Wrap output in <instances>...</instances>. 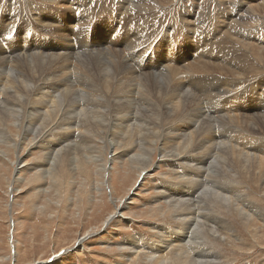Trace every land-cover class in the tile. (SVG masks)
<instances>
[{"label":"bare ground","instance_id":"1","mask_svg":"<svg viewBox=\"0 0 264 264\" xmlns=\"http://www.w3.org/2000/svg\"><path fill=\"white\" fill-rule=\"evenodd\" d=\"M128 1L46 0L39 7L31 2L27 5L31 13L30 27H19L18 31L14 25L9 27L7 32L12 40L0 35V137L4 138L3 142H7L5 144L9 148L16 149L18 143L13 144L10 140L5 123L10 120L16 125L19 123L20 132L23 130L21 140L28 139L31 146L38 145L44 153V160L36 168H41L55 181L56 185H53L59 187L58 191L63 184L60 166L69 167L70 172L89 162H106L103 158L105 148L116 150L111 158L128 159L130 165L138 170L139 179L147 174L150 161H154L158 152L160 161L165 162L170 152L174 153L172 156L179 155L185 173L181 174L177 169L173 171L180 184L162 185L159 187L162 192L159 198L178 209L176 217L180 224L166 233L161 231L160 226L153 227L160 229L155 243L139 236L124 240L121 244L127 246L124 248L128 252L122 253L123 259L117 264H131L142 251L148 254L147 258L154 259L155 264H176L178 261L220 264L222 256L212 248V243H221L223 238L232 239L233 234L238 232L239 224L244 226L253 243L264 244V208L250 203L249 211L254 215L246 216L248 212L242 204L248 200L244 197L245 193L242 195L245 190L247 193H260L264 198V139L254 136L256 130H264L261 125L264 124V106L261 105L257 114L244 110L247 98L242 94L250 87L246 82L254 80V75H264V66H259L256 62L259 59L252 57L253 76H247L235 55L222 59L220 56L224 52L208 49L213 43L209 46L201 44L198 30L200 13L195 6L190 12L179 15L181 23L174 24L175 28L165 21L153 27L161 33L166 26L161 37L159 34L154 38L134 35V30L138 28L128 27L130 17H134L133 10L137 9V18L142 17L145 21L152 17L160 20L166 12L171 13L175 8L152 11L145 0H130L129 4ZM242 1L246 4L240 6V11L245 9V14L257 7L264 8V0L256 3ZM178 2L180 0L176 4ZM112 6L121 7L118 16L112 12L106 15ZM10 8L0 5V27L8 21L10 12L6 9ZM78 9H83L79 11L81 15L76 14ZM232 18L227 17L225 27L241 25L240 22L245 19L238 22ZM12 19L8 23H12ZM193 20L197 23L193 24ZM24 31L32 34L24 36ZM63 31L67 34L60 33ZM101 32L105 37L107 34L104 47L98 46L102 45V41L95 40L101 39ZM226 32L229 40L235 42L239 38L242 48H249V52L255 47L254 42L242 40L235 31ZM58 35L64 41V48L51 46L50 38ZM182 35L183 44L179 40ZM72 36L78 38V44L68 47L65 43ZM121 42L122 49H118L117 45ZM82 50L98 53V60L105 56L109 59L105 57L107 63L82 65L77 62ZM117 50H121L123 55L120 58L117 56L118 61H115L112 54ZM260 51L264 52V47ZM256 67L260 70L255 71ZM214 81L220 90L205 93L206 86ZM258 81H261L260 87L250 89V92L264 98V78ZM217 96L220 100L212 109L208 104L215 102ZM252 121L253 126L248 123ZM232 123H235L236 129L231 126ZM53 134H58L54 140L51 139ZM255 141L257 147L254 146ZM81 151L88 152L89 156L91 152L97 154L90 161L83 152L81 156L77 155ZM101 167L105 177L107 163ZM40 170L35 171L40 172L37 179L42 177ZM185 174L193 177L199 187L195 181H185ZM230 178L236 179L237 186L221 188L224 180ZM225 203L231 204V207L228 208L230 205L225 206ZM180 206L185 207L179 209ZM218 209L228 211L237 220L242 217L244 221L226 223L228 213L225 216ZM255 218L260 221L259 225H255ZM204 223L211 224L208 225L211 228L205 227ZM201 229L209 236L203 237L199 233ZM205 244L208 247L205 248Z\"/></svg>","mask_w":264,"mask_h":264},{"label":"rangeland","instance_id":"2","mask_svg":"<svg viewBox=\"0 0 264 264\" xmlns=\"http://www.w3.org/2000/svg\"><path fill=\"white\" fill-rule=\"evenodd\" d=\"M45 1L46 0H13L12 3V0H0V5L4 7L5 5L6 7L11 6V10L6 9V11L8 10L7 12H10V16L8 21L3 24L4 26L2 25L0 27V33H2L0 35H2V37L5 35V38L12 40V37H9L7 32L9 27L14 25L17 31L19 27H30L31 13L28 11L27 5L31 2L39 7L40 5L42 6ZM131 1L134 2L137 0ZM131 1L129 0L128 4ZM176 1L177 0H170L167 3V0H145L147 7L152 11H157L164 7L175 8L171 13L166 12L167 14L164 15L165 17H161L160 20H157L158 17H152L151 20L146 19L145 21L142 20V17L138 19L137 9L132 6V8L136 10H133L134 17H130L132 19L128 21V27L131 29L138 28L134 30L133 34H140L139 37L145 35L148 38H154L156 34H159V37H161L162 33L166 31L164 29L166 26H164V31H161V33L157 32L153 27H158L161 21H165L175 28L174 24L180 22L179 15L190 12L191 8L195 6L196 11L200 13V27L198 30L200 32L201 44L209 46L213 43L208 49L221 50V53L224 52L220 56L222 59L229 58L227 55H235L238 58V60H235L239 62V66H241L243 72H246L247 76H253V74H251L254 67L252 57L259 59L256 60L259 66H264V52L260 51V49L264 47V8L257 7L255 11H249L253 14H245V9L241 10L242 12L240 11L242 8L240 6L246 4L242 0H180L177 4ZM252 1L256 3L258 0ZM114 2V5H116L117 2ZM14 5H17V7ZM127 5L125 6L127 7ZM179 7L181 8L179 9ZM13 8L16 10L13 11ZM79 11L82 12L83 9L76 10L75 12L77 15H81ZM121 11V7L115 8V6H112L109 11H106V15L112 12L115 15L117 13L118 16ZM238 11H240L239 14ZM228 16L233 17L232 19H236L238 22L239 20H243L244 17L245 19L240 22L241 25L232 24L231 26L225 27V21H227ZM10 19H12V23H8ZM43 22H45V20ZM196 23L197 21L193 20V24ZM225 29L226 31H235L244 41L254 42L255 47L252 49L255 50L253 51L251 49L249 52V48H242L239 43V38H237L235 42L229 40L226 36L228 32H226ZM14 32L15 31H13V35ZM60 33L67 34L66 31ZM31 34V32H23V35L27 37ZM172 35L173 34H170V36L174 38L175 35ZM59 36L60 35L50 38L51 46L64 48V41L60 38L61 36ZM100 36L101 39L95 40L96 42L102 41L103 43H100L102 45L98 46L104 47L105 44H107V34L105 37L101 32ZM69 38L70 39H68L65 44L68 47L77 46L78 42L76 41L78 38H74V36ZM182 38L183 35L181 37L179 36L181 44H183ZM88 41L89 43H93L92 40ZM122 44L123 42L117 45L118 49H122ZM128 48L131 49L130 44H128ZM96 55H98V53L93 50H82L77 62L82 65L86 63L90 65L91 63H107L105 57L109 59V56H102L103 58L98 60L96 59ZM112 55L115 57V61H118L117 58H120L123 52L117 50ZM213 55L215 57L217 56L214 52ZM224 55L226 56L224 57ZM230 58L233 59L232 57ZM129 61L131 64V60ZM34 63L39 64L38 61ZM259 70V67L255 68V71ZM254 76V80L246 82L250 87H247V90L242 92L245 99L247 98V101H245L246 108L244 110L252 113L261 111V105L264 106V98L253 95L250 92V89H256L257 86L260 87L261 81L258 80L263 79L264 75L261 76L260 73ZM202 86L204 89L203 84ZM216 89H218V91L220 90L218 83L214 81L209 86H206L204 92L214 93ZM262 89L264 90V87H262ZM224 92L225 91H222L221 93ZM219 100L220 97L217 96L215 102L208 105L213 109V106H215ZM252 116L255 117L257 115ZM253 122L254 121L248 123L253 126ZM5 124H7L6 129L8 130L10 140L12 139L11 141L13 144L18 143V147H16V149L12 148V150L5 144L7 142H3L4 138L0 137V141L2 140L0 142V264H29V261H32L30 264H117L123 259L122 253L125 251L128 252V249L124 248L127 246L121 244L124 240L139 236L144 238L147 242L155 243V240L159 239L158 231H160V229L158 230L153 227L156 225L160 226L161 231L165 230L166 233L167 231H173L175 229L174 227L180 224L176 217L179 212L178 209L168 203L169 201L159 198L162 196L161 188L159 187L167 184H170V186L180 184V180L175 178V173L173 171V169H177L179 173H185L182 169L183 162L179 161V155L172 156L174 153L170 152V158L168 157L165 162L163 160L160 161L161 158L158 152L155 154L154 161H150L151 165L149 167L151 169L149 168L147 170V176L145 175L144 178L139 179L138 170L134 168L132 164L130 165L128 159L118 160L116 158H111L117 153H115L116 150L114 148H109L110 150L105 148L103 158L106 162H97L98 164L89 162V164H84V167H77V169L75 168L74 171L70 170V172L68 170L69 167L66 169L65 165L60 166V171H63V184L61 185V190L58 191L59 187L54 186L56 185L55 181H52L50 176L45 175L40 170L41 168H36V166L41 164L44 160V153L41 148L38 145L31 146L29 141H27L28 139L24 140L25 142L21 140L23 130L20 132L19 123L18 126L10 120ZM261 125L264 127V124ZM231 126H235V123H232ZM233 128L236 129L237 127L235 126ZM263 132L264 130H256L254 136L258 137V139H264ZM57 135L58 134H53L51 139L54 140ZM28 136L31 137V139L33 138L31 135ZM21 142L23 146L20 145ZM256 144L257 142L255 141L254 146L257 147ZM248 145H250V143ZM82 152L88 155L90 161H92L91 159L94 158L93 156L97 154L91 152L89 156L88 152L86 154V151H81L77 152V155L81 156ZM99 163L101 165L107 163L108 173L105 175L106 178L100 170L102 167L101 165L99 166ZM167 163H170L171 166ZM197 164L200 165L198 162ZM75 165H78V163L74 164V166ZM131 168L132 171L130 173ZM36 169L42 172V177L39 179H37V176L40 172H35L37 171ZM214 175L216 176V174ZM186 177L187 180L185 181H195L197 187H199L198 182L194 180L193 177L185 174L183 178ZM196 178L195 176V179ZM16 179L19 181L16 182ZM230 179H225L226 182L224 180V186L221 185V188L233 187L236 179H231V181ZM227 182H229L230 185ZM252 185L254 186V184ZM235 186H237V184ZM243 187L245 186L243 185ZM244 193L246 200L248 197L247 202H242L246 208L245 211L248 212L246 216L253 214L250 212L251 207L249 206L251 204L255 206L259 205L261 208H264V198H261L259 195L260 193H255V195L253 194L254 192H248V194L246 190L243 191L242 195ZM214 194H217V192ZM229 203H225V206L226 204L230 205L228 208L231 207ZM170 206H172V208ZM181 207L184 208L185 206H180L179 209H181ZM228 208H226V210H228ZM226 210L218 211L225 216L228 213V220L226 223L231 221L239 223V220L244 221L242 217H238V220L232 217ZM203 213L206 214L205 212ZM225 216H223L224 219ZM254 223L255 225L260 224L258 218H255ZM208 225L211 226L209 223H204L205 227L211 228ZM238 226H240L238 232L233 234L231 237L232 239L228 238L230 240H226L223 238V242L221 243H212V248H215V250H217L216 252L220 254L219 256H222L220 258V264H264V244L258 245L255 242L256 245L253 243V239H251L244 230V226L242 227L241 224ZM222 231H225V229ZM199 233H201L203 237L209 236L208 232L202 229ZM81 239L83 240L81 241ZM206 243H208V240ZM206 247H208L207 244H205V248ZM139 255L136 260H132L130 263L155 264L154 259L151 260L150 257L147 258L148 254H146V252L142 251ZM176 264L186 263L178 261Z\"/></svg>","mask_w":264,"mask_h":264},{"label":"snow or ice","instance_id":"3","mask_svg":"<svg viewBox=\"0 0 264 264\" xmlns=\"http://www.w3.org/2000/svg\"><path fill=\"white\" fill-rule=\"evenodd\" d=\"M0 34H2V33H0Z\"/></svg>","mask_w":264,"mask_h":264}]
</instances>
